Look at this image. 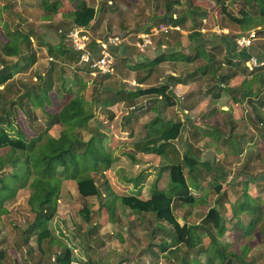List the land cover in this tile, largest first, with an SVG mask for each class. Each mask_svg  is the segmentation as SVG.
<instances>
[{"label": "crops", "instance_id": "obj_1", "mask_svg": "<svg viewBox=\"0 0 264 264\" xmlns=\"http://www.w3.org/2000/svg\"><path fill=\"white\" fill-rule=\"evenodd\" d=\"M256 1L232 0V5H228L231 0H0V41L3 44L6 43L10 39V33L17 30L23 34H27L31 29L34 30V33L29 36L31 43H34V36L38 34L41 36L38 41L43 42V52H38L39 44L36 46L31 44L32 47L28 51L24 50L23 53L28 55L32 51L35 53V59L20 61V63L23 61L24 64L28 63L31 71H36L44 65L41 72L34 73V78H36L39 73L43 76L53 75L56 66L69 65L63 57H53L48 48L52 46L54 51L58 47L69 50V42L59 33V30L73 27L72 12L83 4L93 7L96 11L94 20L84 28L90 34L87 32L91 47H97V45L99 47L97 41L111 33L126 35L124 42L112 48L115 53L112 75L105 76L103 80L96 76L98 79L93 77L85 81L79 73L83 72L86 75L88 73L79 68L77 64L76 69L72 68L80 75L78 81L80 87L87 90L91 87L92 90L89 101L94 102L93 109L87 106L88 99L84 98V105L92 114L89 122L96 126L92 128L94 131L90 132V136L96 130L101 131L104 138L109 140L110 149L108 151L114 157L111 166L104 172V177L115 192L116 189L117 192H126L131 189L136 192L132 191L129 194H139L141 198L147 199L155 185L159 189L165 187L168 172L165 170L159 175V170L163 165L168 164V159L175 160L178 156L181 157L184 153H188L199 160L200 174L196 177V182L203 189L202 174L205 170H213L216 182L223 183L224 179L222 180L220 175L223 169L220 165L212 166L211 162L219 161L218 154L236 153L238 151L235 145L236 137H239L238 139L247 137L249 142L246 143L247 146L254 143L253 139L256 136L261 138L249 120L254 117L253 106H258L260 101H263L260 110L264 111V86L261 87L260 83L248 82L251 76L247 74L249 68L245 65V60L253 53L264 54V35L262 34L264 27L258 32V38L249 48L237 47L235 39L240 34H246L264 24L249 26L244 21L239 23L229 20L227 16V13H230L244 20L242 14L247 12L254 17L257 11L250 9L257 10V6L253 7ZM223 3L229 9L224 11ZM29 23L30 27H28ZM166 23L177 24L181 30L173 31L167 36H155L153 45L147 49L146 53H141L134 44L137 35L147 31L151 26ZM52 26H55L54 30H51ZM215 26L227 28L228 32H218ZM202 27L206 30L201 31ZM192 32L199 34L192 38L190 37ZM200 45L201 48L196 54ZM1 54L5 58L13 57L4 55L2 49ZM161 54H164L163 59L152 64L151 61ZM5 58L2 59L7 60ZM209 59H211V65H207ZM2 67L3 62L0 59V68ZM22 71L16 69V73H22ZM59 74L62 75L61 72ZM62 80H60L61 83ZM244 82H247L246 91L250 90L251 93L242 97L241 86ZM162 85L168 87V96L171 101L169 103L160 94L133 96L140 89ZM4 86L0 85V94L7 93L3 89L8 90L10 87L4 88ZM101 88L111 90L106 94L109 98L106 105L101 103L105 95L97 96ZM53 89L54 84L49 92L51 100ZM58 89L60 97L66 96V90L69 89L74 92L79 91V93L81 91L79 88L75 90L73 83L68 87L61 85ZM118 90H122L120 98L114 99ZM126 94L129 98L125 97ZM234 97L239 100H235ZM27 105L29 107L26 109L31 118L34 115L37 116L36 109H42L46 117L47 112L49 113L47 107L50 105L45 104L44 107H38L33 105L31 100H28ZM19 111L23 113V110L19 109ZM247 113H249V119ZM35 116L32 120L36 119ZM37 120H39L38 117ZM173 122L181 123L180 132L174 140L170 141L162 154L141 148L144 137L151 139L160 136L161 130L169 127ZM241 125L243 128L240 127L239 130L238 126ZM258 126L264 134L263 125L259 123ZM49 133L55 136L53 130ZM222 143H226L229 151ZM256 147H258L257 144ZM256 147L249 148L250 155L257 149L259 150ZM257 158L260 159L258 156ZM161 178H165V183L160 188ZM67 181L73 180L68 179L64 183ZM247 181L255 183L256 186L264 182V179L257 182L258 179L251 180L248 176ZM146 191L148 195L145 196ZM105 199V193H103L101 200ZM209 201L210 199L207 198V202ZM118 208L119 204L117 211ZM104 216H106V222H113L106 212ZM2 217L3 215L0 218ZM100 217L103 215L101 214ZM92 218L91 212V221L90 224L85 223L86 226L83 229L85 236L83 237L89 238L97 230L104 229L102 222L95 227L98 223ZM91 228L95 229L91 231ZM51 231L57 237L52 229ZM57 238L60 239L59 236ZM121 241L122 239L119 242ZM75 243L77 244V241ZM132 246L136 252L131 257H138L133 261L139 264L138 259L142 256V251L137 250L133 244ZM17 248L18 246L16 248L2 246L0 242V264H15L13 263L14 257L17 261L20 258ZM13 250L16 251V256L13 255ZM75 251L81 253L80 248ZM78 258H81V262L86 260L81 256ZM78 258L76 261L72 254V263L78 264L80 262ZM127 260L129 259L125 256L112 264H127ZM26 262L29 264V259H26Z\"/></svg>", "mask_w": 264, "mask_h": 264}, {"label": "trees", "instance_id": "obj_2", "mask_svg": "<svg viewBox=\"0 0 264 264\" xmlns=\"http://www.w3.org/2000/svg\"><path fill=\"white\" fill-rule=\"evenodd\" d=\"M256 2L253 3V7L257 6L254 17L244 12L242 14L244 20H240L227 13L228 19L239 23L244 21L249 26L264 24V0ZM222 7L224 11L229 9L224 3ZM95 15L96 11L93 7L83 4L72 12V24L74 27L86 28L94 20ZM67 30L60 29L59 33L66 37ZM32 33H34L32 29L27 34L17 30L10 33V39L3 44L4 55L16 56V60L13 62L1 59L3 67L0 68V85H5L4 88L13 86L11 80L17 68L23 70L28 67V63L21 65V60L31 59L32 61L35 59L34 52L31 51L28 55L23 53L24 50L28 51L32 47L29 38ZM198 34V32H192L190 37L194 38ZM262 34L264 35V30ZM199 48L201 45L198 46L196 54L199 52ZM48 50L53 57H63L76 69L77 54L70 48L66 50L58 47L54 51L53 47L49 46ZM73 53H75V58ZM255 54L264 59V54ZM163 55L156 57L151 63L161 61ZM207 63V65H211V59ZM247 74L251 76V80L248 82L260 83L261 87L264 86V74L261 69L248 70ZM41 75L37 74V84L27 87L28 90L24 94L30 96L33 105L38 107L51 104L49 92L53 85L51 75ZM88 76L90 75L88 74ZM105 76L107 75H98L101 80ZM58 77L62 80V75L58 74ZM98 77L96 78L98 79ZM90 78L93 77L90 76ZM77 80L79 81V78ZM246 87L247 82H244L241 86L242 97L251 93L250 90L246 91ZM110 91L101 88L97 92V96L105 95V99L101 101L104 105L109 102L106 94ZM121 91H117L114 99L120 98ZM139 94H160L166 98L168 103L171 102L168 96V87L164 85L140 89L133 96ZM129 95L132 94L129 93ZM66 96L68 97L61 100V106L57 111L47 112L48 126L31 137H26L21 129H18L14 135L9 132V128L16 127L14 123L17 115L16 106L23 110L27 119L30 120V114L26 109L27 104L11 99L7 106H1L0 110V150H5L0 155V217L7 212L5 202L13 199L19 189L28 188L27 204L33 211L34 218L24 231L26 235L24 242L28 243L32 236L35 237L37 254L34 255H37V260L39 259L35 264H40L43 257L51 258L50 264H74L72 263L71 249L55 237L49 227V222L57 210L63 181L68 179L76 183L77 192L83 197L102 198L105 193L106 199L103 201L100 199L102 202L99 208L104 209L113 222L118 204L136 214L151 213L156 220L166 222L170 226V240L163 239L156 245L160 254H164L167 261L176 258V264H254L253 259L246 257L251 247L258 242L256 232L259 233V241L264 245V202L262 200L264 190L259 191L260 195L256 199L248 193L246 186L242 184L239 196L233 191L238 196L235 202H229L233 209L232 217H225L222 210L224 203L228 201L225 199L226 187L223 188V184L220 182L215 183L213 185L216 193L215 199L213 204L207 208L201 221L189 223L184 220L181 223L174 212V206L177 203L180 206L195 203L196 196L192 189L199 187L196 177L200 174L198 166L201 164L196 158L184 153L183 156H178L175 160L168 159V164L160 168L159 175L165 170L168 172L167 183L162 189L155 185L149 198L143 199L139 194L115 192L104 177V172L114 161L113 154L105 147L104 134L96 130L88 140H82L78 129L89 128L92 114L85 107L84 96L79 91L66 90ZM3 97L5 94H0V98ZM125 97L127 98L128 95L126 94ZM234 98L239 100L237 97ZM262 103L263 101H260L258 106H253V121L264 127V111L260 110ZM32 123L30 120L31 125ZM56 123L62 125L57 137L49 133L50 126ZM180 127V122H173L169 127H164L161 130L160 136L151 139L147 136L144 137L141 148L145 151L162 154L170 141L178 136ZM258 133L263 146L259 149L257 156L261 155L260 157H263L264 160V155H262L264 154V134L261 129ZM79 212L83 221L90 224L91 208L84 206ZM244 217H248V219L244 220ZM226 218H228L227 221ZM231 221L232 226L228 227L227 222ZM157 224L161 230L166 229L162 224ZM98 226L95 225V227ZM93 229L95 228H91V231ZM232 231L237 234V237L232 242L230 249L225 251L220 238L230 235ZM203 238L207 239V242H204ZM54 245H57L59 250L53 251L51 248Z\"/></svg>", "mask_w": 264, "mask_h": 264}, {"label": "rangeland", "instance_id": "obj_3", "mask_svg": "<svg viewBox=\"0 0 264 264\" xmlns=\"http://www.w3.org/2000/svg\"><path fill=\"white\" fill-rule=\"evenodd\" d=\"M250 10L256 11L255 8H252ZM30 25L31 24L29 23L28 27H30ZM12 29H14V26H12ZM54 29L55 26H52L51 30ZM87 32L88 30H86V33ZM39 37H41L39 34L37 36H34V43L31 44H34L35 46L39 44L38 52L42 53L43 42L38 41ZM2 44L3 42L0 41V59L5 58L1 54ZM73 56L75 58V53H73ZM5 59L13 62L16 60V56H13L11 59ZM20 64H24V61ZM42 67H44V65L37 68L36 71H31L29 70V67H27L23 69L22 73H16V71L13 73L14 78L12 77L13 79L11 80L13 82V86H10L8 90L3 89L4 91L6 90L7 93H5V97L0 98V110L1 106H7L11 99L17 101L20 100L25 105L27 104L25 102H28V100H30V96H25L24 94L28 90L27 87H30L33 84H37L38 81L36 78H34V73L41 72ZM72 67L73 66H71L70 63L69 65H62V67L56 66V68L54 69L55 71H53V75L51 74L54 89L51 93L52 103L49 107H47L49 113L57 111L61 106V100L65 97H68H60V95H58L57 91H59V86L64 85L68 87L69 84L72 83L75 86V90L76 88H79V90L81 89L80 94H83L84 98L88 99L87 106L93 109L94 102L89 101L92 96L91 87L88 90L85 88L82 89L77 80V78L80 79V75L85 81H87L90 76L86 75L83 72H80L79 75ZM59 72L62 73V83L60 79H58ZM77 85L79 86L77 87ZM28 107L29 106L26 105V108ZM15 109L17 111V115L14 119L16 127H14L13 129L9 128V132L11 134L14 135L18 129H21L26 137H31L36 132H39L46 128V126H48L49 120L42 109H36L38 113L37 116L34 115L36 118L35 120H32L34 119V116L32 118L30 117V120L33 122L32 125L30 124V120L27 119L26 115L19 111L18 106H16ZM247 116L249 119V113H247ZM37 117L39 118V120H37ZM249 123L257 130L258 133L261 127H259L252 118H250ZM61 127L62 125L60 123L58 125H51L49 128V132L53 130L55 136H58ZM95 127L96 126L93 123L89 122V129H78L80 138L84 141L88 140L90 137V132L94 131L92 128ZM240 127L243 128V125L238 126L239 130L241 129ZM244 127L246 126L244 125ZM238 138L239 137H236L235 145L238 150L236 153L232 154L231 152L228 155L223 153L221 155L218 154L220 157L219 161H214L213 163L211 162L212 166L220 165L223 169L220 175L222 176L221 179H224L222 184L223 188L226 187L225 199L228 200L224 203V208L222 210L225 217H232L231 213L233 212V209L231 203L229 202H235V200L239 196L238 194L242 191V188H240L242 184L246 186L248 193L254 198H258V196L260 195L259 191L264 190V182H260L264 179V160H262L263 157H260V155V159L257 158L256 153L259 151L258 149V151L256 150L252 155H250V153L248 152L249 148L254 146L256 147V144L258 145V147L256 148L260 149L261 146H263V142L261 138L256 136L255 139L252 138L254 140V143L247 146V137H241L240 139ZM104 144L106 145L107 150H109L110 146L109 140L107 138H104ZM222 144H224L229 151L226 143ZM4 151L5 150H0V155ZM202 175L204 183L202 184L203 189L201 186L198 187V189L193 190V193L197 196L196 203L193 205L184 204L183 206H180L177 203L174 206V212L179 222L181 223L184 220L188 221L189 223L200 222L208 206L213 203V199L216 196L213 185L215 183H218L215 180L214 171L205 170ZM248 176H250L251 180L253 178L258 179L257 182L260 183L255 186V183L247 181ZM188 181L190 182V179H188ZM164 183L165 178H161L159 180V187H163ZM62 185L63 187L60 192V198L57 202V210L51 221L49 222V225L54 234L57 237L59 236L60 240L63 243L65 242V244L70 247L73 257L76 259V261L80 256L86 259L85 261L81 262V258H78L80 261L78 264H112L113 262L120 260L122 257L125 258V256L129 259L127 260V264H136V262H134L133 260L138 257H131L135 255L136 252L134 251V247L132 246V244L136 247L137 250L140 249L142 251V256H140L138 259L139 264L177 263L176 258H172L171 261H167V259L164 257V254H160L158 250L159 248L156 245V243L161 242L163 239H166L167 241L170 240V226L166 222L156 220L154 215L151 213L136 214L128 208L123 209L122 207H120V204L118 211H116V216H114V222H106V216H104L105 210H101L99 208L101 198L97 196H81L79 193H77V189L73 181H67ZM116 191L118 190L116 189ZM129 191H126L125 194L132 193L133 190L129 189ZM233 191L236 192L238 196H236V193H234ZM28 195V188L19 189L13 199L5 202L7 212L3 215L2 218H0V224L2 225V229L0 230V242L2 246H12V248L13 246L15 248L18 246L17 250L20 253V258L17 261V258L14 257L13 263L15 264H27L26 259H29V264H35L37 260V255H34L37 254L36 241L34 240L35 237L32 236L28 240V243H24L23 239V237L25 236L23 231L30 223H32L34 218V213L30 210L27 204ZM144 195H148V191H146ZM207 198L210 199L209 202H207ZM262 200L264 202V193L262 194ZM84 206H89L90 208H92V220L96 219L98 225H100V222H102V225L104 226V229L97 230L89 238L83 237L85 236L83 229L85 228L86 224L79 212V210H81V208H83ZM95 209L97 210L95 211ZM97 212L99 216L97 215ZM101 214L103 215V217H100ZM243 219L246 220L248 219V217H244ZM227 220L228 218H226V221ZM157 223L162 224V226L166 227V229L161 230L160 228H158L159 226H157ZM227 226L231 227L232 221L227 222ZM256 234L258 242L253 247H251V250L248 252L246 258L253 259L254 264H264V245L259 241V233L256 232ZM236 237L237 234L232 231L230 235H226L220 238L225 251L230 249L232 242L236 239ZM120 239H122L121 242H119ZM202 240L204 242H207V239L205 238H203ZM76 241L77 244L75 243ZM123 242L125 243L122 244ZM127 245L129 246L128 249ZM78 248H80L81 253L75 251ZM51 249L53 251H57L59 250V247L57 245H54ZM12 252L13 255L16 256V251L13 250ZM50 262L51 258L49 259L48 257H43L40 264H50Z\"/></svg>", "mask_w": 264, "mask_h": 264}, {"label": "built area", "instance_id": "obj_4", "mask_svg": "<svg viewBox=\"0 0 264 264\" xmlns=\"http://www.w3.org/2000/svg\"><path fill=\"white\" fill-rule=\"evenodd\" d=\"M218 32H228L227 28L215 26ZM181 27L177 24L166 23L151 26L147 31L137 35L134 44L141 53H145L153 45L155 36H167L173 31H180ZM204 27L201 31H205ZM262 26H258L246 34L236 37L235 43L239 48H249L253 41L258 38V32ZM66 38L70 49L77 54V66L83 68L92 77L98 75H112L114 73L115 53L112 48L125 41L126 35L111 34L97 41L99 47H91V40L84 28L71 27L66 32ZM52 59L51 57L49 58ZM245 65L249 70L261 69L264 74V59L256 54H250L245 60ZM133 83H135L133 81Z\"/></svg>", "mask_w": 264, "mask_h": 264}, {"label": "water", "instance_id": "obj_5", "mask_svg": "<svg viewBox=\"0 0 264 264\" xmlns=\"http://www.w3.org/2000/svg\"><path fill=\"white\" fill-rule=\"evenodd\" d=\"M228 5H232V0H231V2H229V4Z\"/></svg>", "mask_w": 264, "mask_h": 264}]
</instances>
